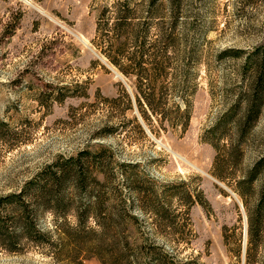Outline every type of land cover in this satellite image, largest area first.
<instances>
[{"label":"rangeland","instance_id":"obj_1","mask_svg":"<svg viewBox=\"0 0 264 264\" xmlns=\"http://www.w3.org/2000/svg\"><path fill=\"white\" fill-rule=\"evenodd\" d=\"M117 1L0 0V194L20 188L60 155L103 143L117 161L137 164L140 174L159 188L171 185L178 194H193L195 203L174 196L172 206L177 213H189L188 244L170 236L156 238L166 249L175 248L180 262L264 264V206L257 243L248 231L261 182L254 183L246 198L237 191L262 153L264 111L243 159L225 180L214 176L216 151L204 140L206 130L236 99L242 81L243 59L233 57L232 51L223 53L264 46V0H184L179 30L186 40L181 49L198 59L187 129L161 125L152 115L146 123L135 106L127 116L139 118L144 134L129 124L126 135L119 130L92 139L110 112L88 104L101 100L98 94L112 99L123 88L132 96L134 91L133 78L97 46L98 16L105 7L111 13ZM183 92L176 90L169 102L183 105ZM50 219L46 215L43 226L48 228ZM0 264L69 263L64 258L57 263L47 248L32 245L22 253L0 247ZM83 264L102 263L87 256Z\"/></svg>","mask_w":264,"mask_h":264},{"label":"trees","instance_id":"obj_2","mask_svg":"<svg viewBox=\"0 0 264 264\" xmlns=\"http://www.w3.org/2000/svg\"><path fill=\"white\" fill-rule=\"evenodd\" d=\"M183 3L120 0L111 13L108 7L100 12L97 46L125 76L133 78L134 91L132 96L123 88L112 99L98 94L101 100L88 104L110 112L92 139L119 130L126 135L129 124L144 134L139 118L127 116L135 106L146 123L152 115L161 125L187 129L197 91L198 59L181 49L186 40L179 30ZM230 51L243 59L239 91L203 135L216 151L214 176L220 180L243 159L264 111V46L250 52L225 50L223 55ZM176 90L184 91L179 94L183 105L169 102ZM114 118L120 120L112 123ZM262 145L260 157L237 188L246 198L254 183L261 182L257 207L248 217L249 235L256 243L263 225L264 139ZM137 168V164L117 161L111 147L103 143L90 144L75 155L58 156L20 188L0 194V247L10 253H22L32 245L47 248L57 263L64 258L69 264H83L85 257L93 256L102 264H186L177 259L175 248L166 249L156 238L170 236L188 244L189 213H177L172 206L174 196L195 203L193 194L188 190L178 194L171 185L159 188ZM46 215L51 216L48 228L42 224Z\"/></svg>","mask_w":264,"mask_h":264}]
</instances>
